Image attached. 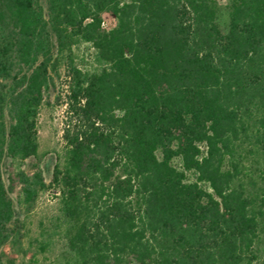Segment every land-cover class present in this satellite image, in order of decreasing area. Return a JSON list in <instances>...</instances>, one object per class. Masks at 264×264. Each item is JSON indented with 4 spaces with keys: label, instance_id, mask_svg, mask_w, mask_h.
Instances as JSON below:
<instances>
[{
    "label": "trees",
    "instance_id": "1",
    "mask_svg": "<svg viewBox=\"0 0 264 264\" xmlns=\"http://www.w3.org/2000/svg\"><path fill=\"white\" fill-rule=\"evenodd\" d=\"M0 0V264L21 245L9 197L58 190V264H264V0ZM115 19L109 30L101 15ZM77 42L97 69L79 70ZM63 68L50 184L38 151Z\"/></svg>",
    "mask_w": 264,
    "mask_h": 264
},
{
    "label": "rangeland",
    "instance_id": "2",
    "mask_svg": "<svg viewBox=\"0 0 264 264\" xmlns=\"http://www.w3.org/2000/svg\"><path fill=\"white\" fill-rule=\"evenodd\" d=\"M219 10L217 23L222 31L226 30L228 22L229 0H216ZM103 13L101 16H105ZM109 18H112L109 15ZM94 50L86 43L77 42L72 49L75 66L83 72H92L97 69L94 60ZM67 78L63 68L49 91L48 103L39 110L36 120L38 151L35 157L20 163H12L5 159L2 165L3 180L9 185L8 175H13L19 168L26 173L33 171L37 165L41 170L46 184H50L56 154L63 147L62 130L66 119ZM9 197L14 203V218L21 225V245L3 248L4 256L1 264H58L64 252L63 229L57 227L56 219L59 215L58 190L54 185L37 198L32 207L23 204L19 186L14 182Z\"/></svg>",
    "mask_w": 264,
    "mask_h": 264
},
{
    "label": "built area",
    "instance_id": "3",
    "mask_svg": "<svg viewBox=\"0 0 264 264\" xmlns=\"http://www.w3.org/2000/svg\"><path fill=\"white\" fill-rule=\"evenodd\" d=\"M105 16H101L100 27L102 30H109L115 26V19L109 18L108 14L105 13Z\"/></svg>",
    "mask_w": 264,
    "mask_h": 264
}]
</instances>
